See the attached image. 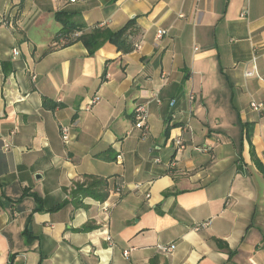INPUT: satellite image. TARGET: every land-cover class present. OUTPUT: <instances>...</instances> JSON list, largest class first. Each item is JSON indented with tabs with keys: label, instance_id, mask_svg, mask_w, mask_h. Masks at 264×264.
<instances>
[{
	"label": "crops",
	"instance_id": "obj_1",
	"mask_svg": "<svg viewBox=\"0 0 264 264\" xmlns=\"http://www.w3.org/2000/svg\"><path fill=\"white\" fill-rule=\"evenodd\" d=\"M59 11L84 31L133 18V49L55 44ZM0 13V264H264V110L250 106L264 103V0H0ZM91 177L96 195L74 193Z\"/></svg>",
	"mask_w": 264,
	"mask_h": 264
},
{
	"label": "trees",
	"instance_id": "obj_2",
	"mask_svg": "<svg viewBox=\"0 0 264 264\" xmlns=\"http://www.w3.org/2000/svg\"><path fill=\"white\" fill-rule=\"evenodd\" d=\"M55 19L61 23V28L57 33L55 39H63L61 45H69L73 42L80 41L89 54H93L105 42L113 43L117 48L123 52L133 49L132 36L138 33V26L135 20L129 19L122 27L117 30H111L105 26H94L88 31H84V25L74 20L73 14L59 11L55 13ZM78 32L77 35H73ZM46 102V101H45ZM104 181L91 177L90 180L75 183L76 192H86L92 195L95 194V189L101 187ZM57 205L56 207H59ZM223 248H226L223 245Z\"/></svg>",
	"mask_w": 264,
	"mask_h": 264
},
{
	"label": "built area",
	"instance_id": "obj_3",
	"mask_svg": "<svg viewBox=\"0 0 264 264\" xmlns=\"http://www.w3.org/2000/svg\"><path fill=\"white\" fill-rule=\"evenodd\" d=\"M69 2L73 3L76 2L78 0H68ZM241 16H246L247 15V11L243 10L240 14ZM4 15H2L0 13V17L2 18ZM0 18V19H1ZM3 19V18H2ZM78 32H75L73 35H77ZM164 33V31L159 32L158 36H161ZM63 43V39L60 38L58 40H55V44H62ZM139 45H136V48H138ZM13 54H17V50L13 49L12 50ZM256 73L255 70V65H253V69L252 70H247L245 71V75L246 76H251L253 74ZM34 77V75H33ZM152 98L156 101V103L160 104L162 102V99L160 98V96L158 95V93H153L152 94ZM97 100L96 97H93L90 101V104L95 103ZM174 103V100L170 101V104L172 105ZM250 106L253 110L255 111H263L264 110V103L263 102H257V101H251L250 102ZM148 115H149V111H148V107L146 103H139L136 104L134 109H133V117H134V125L135 127L139 128L141 130V137L145 138L148 135V131H149V125H148ZM61 135L64 141H68L69 139V133H68V128L66 126H61ZM175 143L179 146H182V140L180 137H176L175 138ZM171 247H167V246H159V249L165 253H168L171 250ZM127 254V251H124V255Z\"/></svg>",
	"mask_w": 264,
	"mask_h": 264
}]
</instances>
